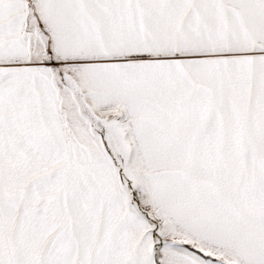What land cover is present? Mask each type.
<instances>
[{
  "label": "snow or ice",
  "instance_id": "1",
  "mask_svg": "<svg viewBox=\"0 0 264 264\" xmlns=\"http://www.w3.org/2000/svg\"><path fill=\"white\" fill-rule=\"evenodd\" d=\"M0 264H264V0H0Z\"/></svg>",
  "mask_w": 264,
  "mask_h": 264
}]
</instances>
